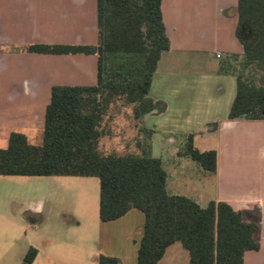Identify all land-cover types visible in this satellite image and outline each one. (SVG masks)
<instances>
[{
  "label": "crops",
  "instance_id": "obj_1",
  "mask_svg": "<svg viewBox=\"0 0 264 264\" xmlns=\"http://www.w3.org/2000/svg\"><path fill=\"white\" fill-rule=\"evenodd\" d=\"M238 7L239 0H162L170 50L138 105L141 121L126 124L123 134L137 136L139 125L153 139L171 134L179 120L189 127L197 121L200 133L214 134L217 170L199 165L195 177L188 172L191 157L177 153L174 189L185 193L172 194L201 207L225 202L247 222H258L260 249L247 251L243 264H264V120H229L235 96L225 95L236 77L221 72L223 64L244 57ZM98 40L97 0H0V149L13 132L30 143L43 138L54 88L98 82L96 55L30 53L29 47L95 46ZM143 226L137 209L102 222L94 177L0 176V264H22L31 248L37 250L32 264H98L102 255L137 264Z\"/></svg>",
  "mask_w": 264,
  "mask_h": 264
},
{
  "label": "trees",
  "instance_id": "obj_2",
  "mask_svg": "<svg viewBox=\"0 0 264 264\" xmlns=\"http://www.w3.org/2000/svg\"><path fill=\"white\" fill-rule=\"evenodd\" d=\"M97 2V45L28 49L30 53L96 55L97 85L54 88L42 144L34 145L24 134L13 132L7 148L0 149V176L99 179L102 222L115 221L132 209L144 214L137 264H159L177 242L189 252V264H243L247 251L260 249L259 223L247 222L241 211L225 202L211 201L201 207L191 198L170 194L163 163L151 155L150 133L137 125V136L122 151L102 149V140L110 136L103 127L110 109L129 110V120L141 121L138 105L149 93L170 41L162 0ZM238 14L237 37L245 50L242 69L238 72L231 63L221 68L236 77L228 118L264 120V0H239ZM140 135L145 142L139 141ZM132 141L140 154L131 150ZM187 155L204 170H217L216 151L196 149L192 136ZM36 256L37 250L31 248L22 264H32ZM98 264L122 262L102 255Z\"/></svg>",
  "mask_w": 264,
  "mask_h": 264
},
{
  "label": "rangeland",
  "instance_id": "obj_3",
  "mask_svg": "<svg viewBox=\"0 0 264 264\" xmlns=\"http://www.w3.org/2000/svg\"><path fill=\"white\" fill-rule=\"evenodd\" d=\"M240 62L233 63V67L237 68L238 72L241 71ZM251 69H254L253 67ZM248 73H246L247 75ZM229 83V82H228ZM236 93V83L232 82V84L227 85V93L225 95L227 98H234ZM231 100V99H230ZM120 109V110H119ZM129 113V110H125L123 108L114 107L110 109L104 118L103 127L110 134L108 137L102 140V149L105 152L111 150L122 151L127 144L129 139H134L135 136H124L123 131L125 130L126 124L128 125L133 120H129L126 113ZM132 112V111H131ZM203 126L197 125V121H194V125L185 126L181 120L174 123L168 130H170L171 134L157 133L153 139L151 138V155L153 157L159 158L163 162L164 169L168 173L169 183H168V192L170 194L174 192H179L180 194H184L185 191L183 189H174L175 181L178 177L180 170L177 168L176 162L180 159L177 156V153H183L187 155V147L190 140V135L187 132H191L192 134V144L193 146L200 151H209L214 149L216 146L215 135H206L202 134L199 131H202ZM203 132V131H202ZM139 141L145 142L146 137L144 135H140L137 137ZM127 140V141H126ZM43 142V138L33 139L31 143L34 145H41ZM130 144L131 150L139 153V150L136 149V142L132 141ZM192 163V167L188 170V172L192 173L193 176L196 177L198 174V168L200 167L197 162L189 159ZM95 181L98 179L95 178ZM168 249H172L169 251L167 256L164 258L160 264H188L190 261V255L187 250L183 248L181 243L177 242L173 244ZM174 249H178L179 252L175 253Z\"/></svg>",
  "mask_w": 264,
  "mask_h": 264
},
{
  "label": "built area",
  "instance_id": "obj_4",
  "mask_svg": "<svg viewBox=\"0 0 264 264\" xmlns=\"http://www.w3.org/2000/svg\"><path fill=\"white\" fill-rule=\"evenodd\" d=\"M216 56H217V58H220V57H221V55H220V54H217Z\"/></svg>",
  "mask_w": 264,
  "mask_h": 264
}]
</instances>
